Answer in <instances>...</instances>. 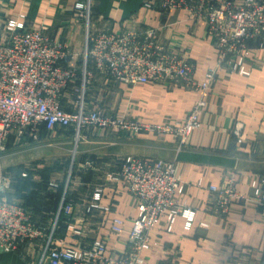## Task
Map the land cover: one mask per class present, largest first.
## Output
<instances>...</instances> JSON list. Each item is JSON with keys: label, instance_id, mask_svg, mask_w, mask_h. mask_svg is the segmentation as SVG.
Instances as JSON below:
<instances>
[{"label": "crops", "instance_id": "crops-1", "mask_svg": "<svg viewBox=\"0 0 264 264\" xmlns=\"http://www.w3.org/2000/svg\"><path fill=\"white\" fill-rule=\"evenodd\" d=\"M74 1L87 0H4L0 9L2 15L13 18L25 12L26 26L44 27L47 35L64 41L72 51L64 63L76 67L79 76L85 25L83 19H74ZM144 1L90 0L92 30L161 27L165 42L189 44L193 77L201 79L216 62L214 39L206 32L205 23L189 20L181 9L147 8ZM248 45L252 52L245 67L250 74L218 70L200 126L190 132L180 150L169 133L133 134L99 127H89L78 140L70 126L42 128L37 139L23 144L8 140L0 152V169L11 171L16 179L7 197L22 205L26 217L43 233L28 239L21 248L0 250V264H35L50 233L58 245L85 246L103 238L107 253L124 248L137 209L123 180L113 178L127 155L174 161L183 183L182 193H175L174 198L195 211L190 229H185L184 219L177 216L171 230L166 228L170 208L165 211L151 232L146 264H264V212L252 200L239 198L230 203L226 213L214 214L208 189L233 175L238 193L250 197L253 180L264 173V46L260 47L257 39ZM88 87L90 108L111 116L124 113L152 124L182 121L199 93L184 85L139 83L131 88L99 73ZM74 100V93L66 92L61 107L72 110ZM236 121L244 124L247 133L241 144L232 132ZM20 146L24 148L17 149ZM97 188L104 199L114 198L115 207L85 213V204ZM63 197L73 203L71 217L60 212ZM114 216L125 222L122 235L111 231Z\"/></svg>", "mask_w": 264, "mask_h": 264}, {"label": "built area", "instance_id": "built-area-1", "mask_svg": "<svg viewBox=\"0 0 264 264\" xmlns=\"http://www.w3.org/2000/svg\"><path fill=\"white\" fill-rule=\"evenodd\" d=\"M143 5L162 10L181 9L189 20L205 23L206 32L214 39L216 62L207 68L201 79L193 77L189 44L165 42L161 27L92 30L90 0L74 1L72 7L74 19H83L85 25L79 76L76 67L64 63L72 57L64 41L47 35L44 27L26 26L25 12L13 18L2 15L0 9V152L10 139L15 144H23L37 139L42 128L56 126L72 127L77 140L89 127L133 134L169 133L180 150L190 132L200 126L206 96L218 70L249 75L245 60L252 48L248 43L257 39L259 46H264V0H145ZM95 73L131 88L139 83L165 87L184 85L198 89L199 93L182 121L145 123L124 113L111 116L99 108H90L86 96L88 83ZM66 92L75 95L70 111L61 107ZM232 132L237 144L246 141L247 133L241 121L234 123ZM113 179L123 180L137 209L125 247L107 253L103 238H95L85 246L58 245L50 233L35 264H146L145 252L151 247V232L168 208L167 230L172 229L177 216L184 219V228L190 229L195 211L174 198L175 193L183 191L174 161L127 155L120 160L119 171ZM13 180L9 171L0 169V250L4 251L21 248L28 239L43 233L26 217L22 205L7 197ZM252 186L253 194L244 197L236 190L233 175L220 185H209L213 195L211 212L222 215L230 203L239 198L252 200L264 212V173L253 180ZM114 207V198L104 199L101 189L97 188L84 211H110ZM73 211V203L63 197L60 212L71 217ZM124 224L121 217L114 216L111 231L122 235ZM75 232L78 234L79 230Z\"/></svg>", "mask_w": 264, "mask_h": 264}, {"label": "trees", "instance_id": "trees-1", "mask_svg": "<svg viewBox=\"0 0 264 264\" xmlns=\"http://www.w3.org/2000/svg\"><path fill=\"white\" fill-rule=\"evenodd\" d=\"M12 175H13V178H14V180H13V183H14V181H15V179H16V176H15V174H13L11 171H9ZM12 183V184H13Z\"/></svg>", "mask_w": 264, "mask_h": 264}, {"label": "rangeland", "instance_id": "rangeland-1", "mask_svg": "<svg viewBox=\"0 0 264 264\" xmlns=\"http://www.w3.org/2000/svg\"><path fill=\"white\" fill-rule=\"evenodd\" d=\"M20 147H22V148H17V149H23L24 148V146H20ZM10 150V149H9ZM7 151V150H6ZM5 153V152H4ZM7 159V158H6ZM4 167V166H3ZM3 170H7V169H3ZM7 171H9V170H7Z\"/></svg>", "mask_w": 264, "mask_h": 264}]
</instances>
